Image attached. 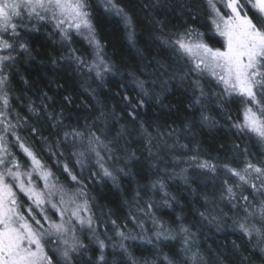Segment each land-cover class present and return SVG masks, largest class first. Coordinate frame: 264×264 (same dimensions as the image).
I'll return each instance as SVG.
<instances>
[{"label": "snow or ice", "instance_id": "6c2138e0", "mask_svg": "<svg viewBox=\"0 0 264 264\" xmlns=\"http://www.w3.org/2000/svg\"><path fill=\"white\" fill-rule=\"evenodd\" d=\"M145 6L168 8L165 0H153ZM178 6L185 7L190 20L182 30L175 32H165L167 23L155 21L154 27H158L159 34H154L153 39L159 41L162 48L177 54V63H183L177 67L157 59V78L166 77L165 84L167 80L188 81L191 98L187 108L199 111L202 123H214L207 115L210 93L220 106L229 102L235 104L239 116L232 127L264 147V0H185ZM89 8L88 0H0V264H110L105 250L115 248V245L106 243L97 232L100 224L92 210L94 198L89 196L85 181L98 176L118 187V177L130 175L133 164L142 169L146 164L148 170H154L156 179L144 190L159 192L162 204L167 207H171V202L179 201L167 191L160 172L171 167L172 176L190 182L186 168L175 171L181 161L171 155L177 146L181 149L188 146L178 145V136L171 144L165 139V136L172 138L175 129L161 132L153 122L140 119L142 99L134 100L124 95L123 117L116 115L115 108L111 112L101 110L92 122L85 119L83 124L79 119L74 124L65 123L64 111H56L54 104L45 102L52 99L47 93L38 106L29 101L28 116L17 112L16 102L21 99L13 88L17 77L29 90L32 87L29 80L20 75L18 65L25 58L35 60L36 43L45 49L49 43H58V48L53 51L64 52L58 59L46 51L36 52V55H47L48 62L54 66H59V60L68 62L69 66L75 65L77 70L87 68L101 82L106 74L115 73V64L103 54ZM105 11H114L123 19L126 28H132L131 18L118 7L116 0H105ZM200 28L211 33L209 39L215 40L219 47L206 42L205 32L199 31ZM48 29L51 30L46 31ZM128 34L131 39L134 32ZM73 36H83L93 47L94 60L88 61L77 55L78 50L71 47ZM130 75L139 93L152 98L148 81ZM149 79L155 82L153 77ZM212 84L221 88L219 94L212 90ZM64 100L72 103L68 96ZM121 119L123 123H120ZM30 120L42 126L37 127ZM112 121L119 124L118 129ZM44 125L49 129L48 136L43 135ZM25 131L31 139L22 135ZM137 135L142 138L139 141L143 144L141 155L146 152L143 161L131 151L129 137L135 139ZM33 140L39 144V149ZM13 148L27 160L26 164L21 163ZM235 148L240 155L232 160L226 157L224 162L199 160L198 152L189 157L205 175H215L218 169L223 172L217 196L203 194L202 198L205 204H212L217 209L215 200L225 201L232 213L229 217L219 209L217 215H213L206 209L199 212V216L215 225L217 231L230 219L234 234L240 233L239 238L250 241L255 235L264 242V151L257 157L247 147L235 145ZM45 153L54 161L53 166L45 163ZM169 155L171 159L165 160ZM68 158L74 162L72 167L66 162ZM77 166L79 172L75 171ZM53 167L65 175L67 183L60 181ZM85 170L88 176L83 174ZM152 207L151 201H147L138 209L152 217L156 229L154 237L147 242L151 244L153 239L171 242L179 238V250L172 257H163L166 264H178L181 259L183 264H206L196 244L197 235L193 231L196 226L185 224L179 215L175 227L162 224L150 211ZM129 219L143 230L142 220L138 221L134 215ZM109 222L120 238L119 247L128 257L127 264H137L124 243L136 237L120 230L115 220ZM106 239L111 241L112 237ZM233 248H238L235 242ZM219 264H223V260Z\"/></svg>", "mask_w": 264, "mask_h": 264}, {"label": "trees", "instance_id": "16d2710c", "mask_svg": "<svg viewBox=\"0 0 264 264\" xmlns=\"http://www.w3.org/2000/svg\"><path fill=\"white\" fill-rule=\"evenodd\" d=\"M151 2L153 0H116L118 7L122 8L131 18L132 28L128 29L123 19L117 17L114 11H105V0H88L97 38L103 45L105 58L115 64V73L106 74L101 82L94 72H89L87 68L77 70L75 65L69 66L68 62L59 60V66H54L48 62L47 55H36V52L45 53L46 51L53 58L58 59L64 54L63 50L53 51L54 48H58V43H49L47 49L43 48L40 43H36L35 60L25 58L24 62L18 65L20 75L29 80L32 87L29 90L26 85L19 83V77H17L13 88L15 95L20 96L21 99L16 102V110L21 116H28L29 101L38 106L44 93H47V96L52 99L45 102L49 105L54 104L56 111H64V116L67 117L65 123L74 124L79 119L83 124L85 119L92 122L100 115L101 110L111 112L115 108L116 115L123 117L122 97L128 95L134 100H143V108L140 109L143 113L141 120L153 122V126H159L161 132L176 130L172 138L165 136L169 144L173 143L178 136V145L188 146L186 149L177 146L171 155L177 156L181 161L175 171L179 172L180 167L187 169L189 183H185L177 176H172L171 167L166 172H160L161 178L167 185V191L179 201V203L171 202V207L162 204L159 192L151 189L145 192L144 189L150 181L156 179L154 170H148L146 164L143 169L133 164L130 175L118 177V187L112 181L106 178L100 179L98 176L85 181L89 196L94 198L91 201L92 210L100 224L97 232L101 239L106 240V243L115 245V248L109 247L105 250L106 259L110 261V264H127L128 259L122 254L119 247L120 238L115 235L116 229L112 227L110 220H115L120 225V230L136 237L124 243L137 264H166L163 257H172L179 250V238L171 242H159L155 239L151 244L147 242L149 238L154 237L156 231L152 217L145 216L138 210L147 201L153 204L150 211L155 214L160 223L175 227L176 217L179 215L183 217L185 224L196 226L193 228L197 235L196 244L205 257L206 264H219L220 260H223V264H264V252H261L264 242H260L255 235L250 241L247 238H239L240 233L235 232L234 234L230 219L222 225L220 231H217L215 225L200 219L199 212H205L206 209L213 215H217L219 209H222L229 217L232 213L229 212L225 201L216 199L217 209L212 204H205L202 198L203 194L213 198L217 196L223 172L218 169L215 175H205L202 170L196 168L194 162L189 160V157L197 152L199 160L208 159L213 163L224 162L226 157L232 160L240 155L235 145H239L240 148L247 147L250 153L259 157L264 147L258 145L254 138H249L232 127V123L239 116L235 104L229 102L220 106L216 103V97L210 93L207 115L214 123H202L199 111L187 108L191 98L189 82H181L177 79L167 80L165 84L166 77L157 78L159 77V73L155 72L157 59L168 64H176L177 67L183 62L177 63L178 55L170 49L162 48L159 41L153 39L154 34H159L158 27H154L155 21L160 20L167 23L168 27L164 29L165 32H175L182 30L190 17L186 14L185 7L178 6L185 0H165L168 4L166 9L145 6ZM129 31L134 32L131 39ZM199 31L205 32L206 42L219 47L215 40L209 39L211 33L204 28H200ZM26 39L31 40L32 38L26 37ZM55 39L58 42L59 38ZM71 47L78 50L77 55H81L88 61L94 60V49L83 36H73ZM130 74L148 81L147 87L152 98L139 93L133 82V76ZM149 77H153L155 82ZM205 87L207 88L208 85L205 84ZM211 87L215 93H220L219 86L212 84ZM66 96L71 98L72 103L65 102L64 97ZM229 116L231 119H228ZM123 122L121 119L120 123ZM30 123L37 127L42 126L36 124L35 120H30ZM112 125L116 129L119 128V124L115 121H112ZM22 135L31 139L27 131ZM43 135H49L46 125L43 126ZM141 140L142 138L138 135L135 139L129 137L132 145L131 151H134L143 161L146 152L144 156L141 155L143 152V144L139 142ZM32 143L39 149L40 146L35 140ZM12 151L16 152L22 164L27 163V160L15 148ZM171 155L165 156V160H170ZM65 157H68V153H65ZM43 159L46 164L53 166L54 161L49 160L46 153ZM66 162L70 167L73 166L74 162L71 158H68ZM53 170L56 171L55 167ZM75 171H80L78 166ZM93 171L97 170L93 169ZM83 174L89 175L87 170ZM56 175L61 182L67 183L64 174L56 171ZM130 215L136 216L138 221H143V230L136 226V222L129 219ZM107 236H111L112 240L107 241ZM233 242L238 245V248H233ZM85 243L90 244L87 239ZM90 247H92L91 244ZM178 264H183L182 259Z\"/></svg>", "mask_w": 264, "mask_h": 264}, {"label": "rangeland", "instance_id": "374dc122", "mask_svg": "<svg viewBox=\"0 0 264 264\" xmlns=\"http://www.w3.org/2000/svg\"><path fill=\"white\" fill-rule=\"evenodd\" d=\"M49 215H50V216L52 215L51 210H49ZM53 218H55V217L53 216Z\"/></svg>", "mask_w": 264, "mask_h": 264}]
</instances>
